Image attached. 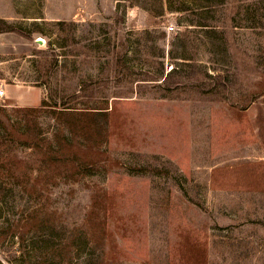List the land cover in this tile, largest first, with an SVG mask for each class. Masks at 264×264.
I'll list each match as a JSON object with an SVG mask.
<instances>
[{
	"label": "rangeland",
	"instance_id": "obj_1",
	"mask_svg": "<svg viewBox=\"0 0 264 264\" xmlns=\"http://www.w3.org/2000/svg\"><path fill=\"white\" fill-rule=\"evenodd\" d=\"M0 84L31 107L108 111L88 149L50 107L0 100V119H33L45 147L61 132L101 152L74 181L0 146V228L35 210L48 221L24 253L1 240L0 264L62 243L60 264H263L264 0H0ZM25 168L40 176L26 191L11 177Z\"/></svg>",
	"mask_w": 264,
	"mask_h": 264
},
{
	"label": "trees",
	"instance_id": "obj_2",
	"mask_svg": "<svg viewBox=\"0 0 264 264\" xmlns=\"http://www.w3.org/2000/svg\"><path fill=\"white\" fill-rule=\"evenodd\" d=\"M200 25L209 26L207 23H200ZM11 28L12 27H10V30H13ZM69 102L70 101L62 100L61 105H59L57 100L54 104L47 100H43L40 107H18V111L28 115L50 107L54 117H56L57 120H60L59 123H62L65 128L67 127L71 134L85 138L89 142L88 149L92 148L93 144L98 143L99 136H102L101 131H104V133L106 131V127L103 125L101 128L97 119L100 115L106 116L108 111H106L104 107H91L88 103H86L87 107H85L84 110H79L77 107L71 106V103ZM1 128L5 129V133H0V146H6L9 142L14 146L28 147L35 151L42 152L43 162L46 160L49 164H52V166L55 167V172H58V175L63 174V170H65L67 177L72 178L74 181H78L80 175L87 174L88 170L98 163L101 154L96 148L95 150L91 149L89 154L87 153L84 155L78 144L69 141L63 133L61 134V132H57V135H55V141H49L46 145L47 147H45L44 140L40 137V130L33 119H27L26 127L22 131H18L14 128L9 119H7L6 122L0 119V129ZM3 135H5L6 138ZM15 163L20 164L21 167L24 161L16 160ZM0 166H2V164H0ZM11 177L22 185L24 191H26L27 188L30 189L31 184L33 183V187L37 185V181L40 178V176L31 178L26 168L22 171L19 170V173L14 172L13 175L11 174ZM39 213V210H35L30 213L28 217L24 219H15L9 222L6 227H1L0 241L7 237H17L20 243V249L24 253V251L27 250L28 245H31L28 241L29 237H31L30 242L33 241V245V243H35L34 235L41 229V223L47 224L48 222L45 221L44 218L43 221H41L42 219H40ZM48 226L52 229L57 228V225L53 222L48 224ZM59 246L61 248L60 253L56 250H54L53 253L48 251L43 255H38L39 253H37L33 257V262L27 260L25 264H46V260H48L51 255L57 258V261H55L54 264H60L65 260H72L70 250L66 249L67 246L70 248L71 245H69V243H62ZM63 249H66L64 250V253Z\"/></svg>",
	"mask_w": 264,
	"mask_h": 264
},
{
	"label": "crops",
	"instance_id": "obj_3",
	"mask_svg": "<svg viewBox=\"0 0 264 264\" xmlns=\"http://www.w3.org/2000/svg\"><path fill=\"white\" fill-rule=\"evenodd\" d=\"M5 91H6L5 98H12L13 100H15V102L19 106H28V105L31 106V104L28 103V100L26 99L27 96H26V93L24 90H20V88H18L15 85L7 84L5 86ZM32 105H34V104H32ZM262 191H264V189H262ZM263 200H264V198H263ZM258 206L264 207V201L263 202L261 201V205H258ZM263 224H264V222H263ZM247 238H249V237H247ZM260 238L263 241L261 242V244L259 243V247L257 248V250L259 251V254L261 251V255L264 257V229H263V232L261 233V237H260V235H258L257 237H253V239H260ZM260 245H261V247H260ZM263 264H264V262H263Z\"/></svg>",
	"mask_w": 264,
	"mask_h": 264
},
{
	"label": "built area",
	"instance_id": "obj_4",
	"mask_svg": "<svg viewBox=\"0 0 264 264\" xmlns=\"http://www.w3.org/2000/svg\"><path fill=\"white\" fill-rule=\"evenodd\" d=\"M6 96L5 88L2 84H0V100Z\"/></svg>",
	"mask_w": 264,
	"mask_h": 264
}]
</instances>
